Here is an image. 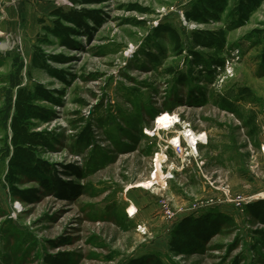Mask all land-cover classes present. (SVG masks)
<instances>
[{
  "label": "rangeland",
  "instance_id": "1",
  "mask_svg": "<svg viewBox=\"0 0 264 264\" xmlns=\"http://www.w3.org/2000/svg\"><path fill=\"white\" fill-rule=\"evenodd\" d=\"M193 1L17 0L19 41L0 47V87L17 56L21 86L41 83L59 99L40 102L53 119L38 130L54 136L42 157L80 192L64 198L27 180L21 187H36L39 195L22 203L9 195L0 152V264H45L46 254L59 252L71 254L70 264H125L145 255L162 264H264V244L254 233L264 227L245 211L264 198V43L250 36L264 28V3L245 25L226 27L233 0L221 21L208 24L184 17ZM81 6L97 10L102 22L89 21V34L80 31L74 46L45 33L52 9ZM165 26L179 35V47ZM218 28L227 31L222 50L195 48L205 59L224 60L209 75L187 56L194 49L191 33ZM36 47L61 55L48 64L66 82L31 65ZM223 96L233 110L221 107ZM3 103L0 91V108ZM161 113L177 121L160 128ZM183 128L204 134L196 149ZM87 129L90 145L79 135ZM7 135L0 124V147ZM173 137L181 150L171 146ZM209 210L229 220L193 251L170 252L175 225Z\"/></svg>",
  "mask_w": 264,
  "mask_h": 264
},
{
  "label": "trees",
  "instance_id": "2",
  "mask_svg": "<svg viewBox=\"0 0 264 264\" xmlns=\"http://www.w3.org/2000/svg\"><path fill=\"white\" fill-rule=\"evenodd\" d=\"M73 4L82 5L91 0H71ZM234 4L228 11L226 27L245 25L251 18V14L258 9L264 0H233ZM229 0H195L189 10L184 12L187 21L208 24L222 19V12L226 10ZM50 25H43L46 34L55 36L61 45L74 46L75 36L83 31L89 34L91 27L89 21L100 24L102 22L99 13L95 9L85 7L62 8L56 7L49 12ZM173 33L175 44L180 45L179 35L173 29L165 26V29ZM157 31V29H156ZM250 36L257 41L264 43V28L253 29ZM44 40H46L44 38ZM191 40L194 49H190L188 55L192 64L197 66L200 72L212 74L215 68L223 66L224 60L209 55L205 59L204 55L195 48L222 50L227 42V31L223 28L216 30L194 29L191 33ZM261 61L264 65V46L261 52ZM62 61L61 55L47 54L44 50L36 47L31 58V65L38 67L48 73L51 77H57L63 82L67 80L63 76V71L48 64L49 61ZM12 70L4 77L6 86L0 87L1 95L4 96L3 106L0 108V124L9 131L0 147L2 156L6 158L5 181L9 195L22 203H31L37 200L39 189L36 187L23 188L27 180H33L52 194L60 197H70L71 194H78L80 187L72 182H63L53 168L43 159L42 152L50 150L53 146L54 136L46 130L39 128L40 125L49 123L53 119V112L50 108L41 104V101L49 104H57L59 99L55 97L41 83L28 88L21 86L20 73L23 69L22 63H18V57L12 58ZM184 74L180 81L184 80ZM1 81V80H0ZM194 95L204 98L196 91ZM190 101H195L194 97ZM222 108L233 110V102L227 96L219 98ZM81 141L87 145L92 144L93 138L89 129L79 134ZM75 167L73 173L81 177V173ZM245 211L254 221L264 227V198H259L253 203L245 205ZM229 218L217 211H206L200 216L188 215L180 220L172 229V235L168 241L170 252L177 255L187 254L193 251L199 243L208 240L215 233L219 232L223 223ZM258 236L259 242L264 244V229L259 228L254 232ZM258 241L255 242L259 243ZM253 247H256L253 245ZM45 264H70L71 254L69 252H59L57 254L48 253L44 256ZM239 261L235 260L234 264ZM125 264H162L159 258L152 255L130 258Z\"/></svg>",
  "mask_w": 264,
  "mask_h": 264
},
{
  "label": "crops",
  "instance_id": "3",
  "mask_svg": "<svg viewBox=\"0 0 264 264\" xmlns=\"http://www.w3.org/2000/svg\"><path fill=\"white\" fill-rule=\"evenodd\" d=\"M18 12L17 0H0V31L18 35Z\"/></svg>",
  "mask_w": 264,
  "mask_h": 264
},
{
  "label": "bare ground",
  "instance_id": "4",
  "mask_svg": "<svg viewBox=\"0 0 264 264\" xmlns=\"http://www.w3.org/2000/svg\"><path fill=\"white\" fill-rule=\"evenodd\" d=\"M6 46H7V44H6ZM0 47L4 48L5 47V43H1ZM157 118H158L157 123L159 124L160 128L168 127V125H173L177 121L176 118L173 115L169 114V113H161V114H159L157 116ZM181 132L186 135V139H187V142H188L187 144H189V146H191L192 149L193 148L196 149L197 148L196 144L198 143V141L204 138V134H196V132H193L191 129L183 128V130ZM171 142L172 143L173 142H178V137H173L171 139Z\"/></svg>",
  "mask_w": 264,
  "mask_h": 264
},
{
  "label": "built area",
  "instance_id": "5",
  "mask_svg": "<svg viewBox=\"0 0 264 264\" xmlns=\"http://www.w3.org/2000/svg\"><path fill=\"white\" fill-rule=\"evenodd\" d=\"M18 41H19V37L17 35L13 36L12 34L8 32L6 33L4 31H0V44L4 42H8L9 47L14 48V46L18 44ZM170 144H172L171 145L172 147H175L181 150L179 139H178V142H173V143L171 142Z\"/></svg>",
  "mask_w": 264,
  "mask_h": 264
}]
</instances>
